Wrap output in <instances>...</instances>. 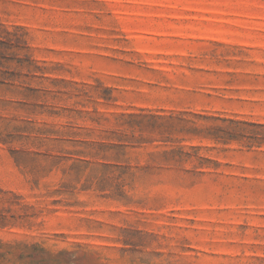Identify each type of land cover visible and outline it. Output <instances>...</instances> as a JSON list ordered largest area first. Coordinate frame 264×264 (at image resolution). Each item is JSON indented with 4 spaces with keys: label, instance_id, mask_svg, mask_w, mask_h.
<instances>
[{
    "label": "rangeland",
    "instance_id": "374dc122",
    "mask_svg": "<svg viewBox=\"0 0 264 264\" xmlns=\"http://www.w3.org/2000/svg\"><path fill=\"white\" fill-rule=\"evenodd\" d=\"M0 264H264V0H0Z\"/></svg>",
    "mask_w": 264,
    "mask_h": 264
},
{
    "label": "trees",
    "instance_id": "16d2710c",
    "mask_svg": "<svg viewBox=\"0 0 264 264\" xmlns=\"http://www.w3.org/2000/svg\"><path fill=\"white\" fill-rule=\"evenodd\" d=\"M156 118H168V119H170V120H182V118L181 117H179V116H172V115H169L168 117H161V116H158V117H156ZM193 131H196V129H193ZM172 153L171 154H175L177 151H171Z\"/></svg>",
    "mask_w": 264,
    "mask_h": 264
}]
</instances>
